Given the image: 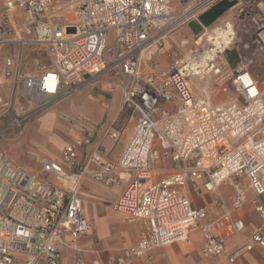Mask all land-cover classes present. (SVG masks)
<instances>
[{"label": "built area", "instance_id": "built-area-1", "mask_svg": "<svg viewBox=\"0 0 264 264\" xmlns=\"http://www.w3.org/2000/svg\"><path fill=\"white\" fill-rule=\"evenodd\" d=\"M222 1L6 0L0 48L36 45L51 63L24 72L22 55L7 54L0 68V78L13 81L11 98L0 97V264H62L70 241L91 229L79 195L86 176L105 185L124 184L112 209L141 223L135 245L93 264H129L187 239L199 227L204 259L226 255L235 262L264 248V227L245 236L240 219L233 225L242 243L229 247L211 224L201 223L207 210L194 206L188 192L190 186L215 192L240 176L257 197L264 195V0H227L230 8L204 26L199 17ZM193 21L201 29L170 69L158 71L145 61L144 52ZM229 51L237 53L235 68ZM105 76L120 88V111L135 119L117 159L105 160L102 149L106 137L118 138L114 123L83 115L69 117L79 135L62 148L60 161L41 158L40 173L10 158L3 144L22 139L36 111ZM221 90L232 94L217 100ZM160 160L170 161L168 173L157 168ZM245 202L246 191L237 186L234 208ZM256 203L264 216V204Z\"/></svg>", "mask_w": 264, "mask_h": 264}, {"label": "crops", "instance_id": "crops-1", "mask_svg": "<svg viewBox=\"0 0 264 264\" xmlns=\"http://www.w3.org/2000/svg\"><path fill=\"white\" fill-rule=\"evenodd\" d=\"M5 2L6 0H4L3 2L4 5ZM3 8L0 11H2ZM193 22H190L187 26H185V31L189 35H194L200 31L199 30L197 32H194L192 29H190L189 25ZM11 36H13V34L9 35L8 37L10 38ZM34 46L36 45H27L21 50V47L18 44L11 43L3 46L2 48H0V50L8 47V49L10 50L9 55L12 58L13 57L17 58L19 55H22V70L24 72H31L25 70V64H24L25 54L29 48L33 49ZM40 48L46 52L44 48L42 47ZM6 55L7 54L4 55L3 62L2 64H0V68H3L5 66L4 59ZM0 84H1L0 97H2L5 100H9L13 92L12 79L0 78ZM10 86H11V90H10L11 95L9 99H7L1 94L4 90L6 89L9 90ZM88 89L91 95H97L102 99H104L106 95L113 97V109L110 115H108L109 118L108 116L105 115L106 119L98 123H106V124L114 123L115 125L117 121V116L120 113L121 92L117 89L111 91L108 85H106L105 83L104 84L95 83L92 87H88ZM72 128L77 132V135L74 137L75 139L79 134L74 127ZM113 130L118 132V138L113 139L111 137H106L102 143V149L104 152L105 160L117 159L122 149L124 148L126 141L128 140L127 139L124 142L123 146L119 150H117L116 154H112V157L109 156L108 147H110L111 144H114L113 143L114 141H118L119 133H120L119 130L115 127L113 128ZM20 142L21 141H19L18 143ZM9 144L11 143H7V145ZM60 160H56V161H60ZM91 167H95V166L91 165ZM157 168L159 170H162L163 174L166 171L169 172L170 170V168H168L167 170L165 166H161L158 164H157ZM47 176L55 179V177L50 175L49 173H47ZM95 182L102 184L103 187L111 186V185H105L97 181L96 179L92 178L91 176L84 177L81 187L79 189V195L83 201V214L90 221V223H91V216L93 215V217L99 218V214L101 211L99 210L100 193L92 194L89 192V191L92 192L91 188L95 186ZM237 186L242 187L246 191V202L244 206L239 209H235L233 205V197ZM103 187H100L99 190ZM124 187H125L124 184H120V188L116 192L117 194L115 195V198L109 202V206L113 212L115 211L112 209V204L121 194ZM81 188L86 192V196L89 198V201L87 199L85 200L83 199L81 195L82 193ZM188 192L194 206L205 207L207 210V217L204 220H202L201 223L211 224L210 226L212 231L216 235L223 238L225 243L229 247H233L242 243L241 236H239L235 232V227L233 225V221L235 219H240L244 222L245 227L243 234L245 236L250 235L259 227H264V216H262V214L256 208V204H257L256 201L258 203L264 204V195L257 197L255 193L250 189L246 179L243 177L232 176L230 179L222 183L218 188V190L215 192L207 191L205 189H201L200 191H195L194 188L191 186L189 187ZM218 199H221L223 201V204L218 203ZM89 206L94 208L93 212H91L90 210L91 207L89 208ZM226 212H229L231 217H224L223 215ZM115 213L121 216V218L124 221L123 225H118L116 227L115 225H108L105 222L100 223V225H92L91 223V229L86 235H83L77 240L70 241L71 245L67 247L63 253L62 264H80L78 263L77 260L78 257H81L83 264H93L95 260H100L103 262L106 259H108L110 256L116 255L121 248L135 245L140 237L141 223L140 222L130 223L126 220V217L123 214H120L118 212ZM203 243H204L203 231L201 227H199L196 230H194L189 235V237H187V239L174 241L167 245L155 248L152 251H150L148 255L143 259L133 261L129 264H141L142 262L143 263L145 262L147 264H264V248L257 247L252 251L246 252L242 257L237 259L235 262H229L226 255L220 257H214L210 259H204L201 252Z\"/></svg>", "mask_w": 264, "mask_h": 264}, {"label": "rangeland", "instance_id": "rangeland-1", "mask_svg": "<svg viewBox=\"0 0 264 264\" xmlns=\"http://www.w3.org/2000/svg\"><path fill=\"white\" fill-rule=\"evenodd\" d=\"M3 2L4 0H0V10L3 8ZM185 26L187 25L181 26L175 31H172L163 40L164 42L162 46L157 45L144 52L145 61L153 62L158 71L170 69L174 58L179 57L181 51L192 44L193 35L187 34ZM189 27L194 32L201 29V26L196 21L191 23ZM183 39L189 40V44H186L185 47L181 44ZM9 51L8 47L0 50V64L3 62L4 55L9 54ZM227 59L229 60L231 67L235 68L237 66L238 56L235 51H229L227 53ZM49 63L50 60L46 52L40 47L34 46L33 49L29 48L26 51L24 63L25 70L39 72L44 70ZM261 78L264 79V74ZM110 79L113 78L105 76L103 79L95 83H105L111 91L114 89L120 91V88ZM93 85H90L89 87H92ZM10 90L11 86L9 90H4L1 95L9 99L11 95ZM229 94H232V92L225 93L221 90L216 94L217 100H226L230 96ZM104 99L97 95H91L88 87H86L74 93L70 98L64 100V102L62 101L52 107L36 111L28 123V129L24 137L19 140L21 142L18 143L19 141H16L9 145L4 144L5 150L13 161L15 160L16 163L20 164L26 170L33 173H40L41 166L39 159L44 157L60 160L63 146L66 143L72 142L77 135V132L72 128L73 126L68 120L69 117L79 114L88 117L93 121L102 122L106 119L105 115H110L113 109V97L106 95ZM21 100V102L24 103V100ZM18 105H20L19 101ZM134 122L135 119L132 118L130 111H120L117 116L116 124L114 125V127L120 132L119 139L118 141H112L114 144H111V146L108 147L109 156L112 157V154H116L117 150L123 146L132 131ZM157 164L165 166L167 170L168 168H171V163L169 161L160 160ZM167 172L168 171L165 173ZM41 174L45 178L48 177L45 172H42ZM51 179L54 178L51 177ZM100 187H103V185L95 182V186L91 188L92 192L89 191L92 194L100 193L99 210L101 211L99 218L93 217V215L91 216L92 225H100L102 222H105L108 225H115L116 227L118 225H123L124 221L121 216L113 212L109 206V202L115 198V195L117 194L116 192L120 188V184H113L99 190ZM81 192L83 199L89 201L86 192L82 188ZM90 207L91 206H89V208ZM90 210L93 212L94 208L91 207Z\"/></svg>", "mask_w": 264, "mask_h": 264}, {"label": "water", "instance_id": "water-1", "mask_svg": "<svg viewBox=\"0 0 264 264\" xmlns=\"http://www.w3.org/2000/svg\"><path fill=\"white\" fill-rule=\"evenodd\" d=\"M233 3L227 0H224L214 7H212L209 11L205 12L199 17V21L204 26H209L213 24L224 12H226Z\"/></svg>", "mask_w": 264, "mask_h": 264}, {"label": "bare ground", "instance_id": "bare-ground-1", "mask_svg": "<svg viewBox=\"0 0 264 264\" xmlns=\"http://www.w3.org/2000/svg\"><path fill=\"white\" fill-rule=\"evenodd\" d=\"M29 105V104H28Z\"/></svg>", "mask_w": 264, "mask_h": 264}]
</instances>
